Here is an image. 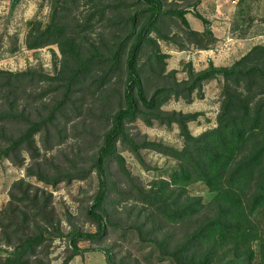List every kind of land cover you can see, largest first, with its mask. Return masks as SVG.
<instances>
[{
  "label": "trees",
  "instance_id": "obj_1",
  "mask_svg": "<svg viewBox=\"0 0 264 264\" xmlns=\"http://www.w3.org/2000/svg\"><path fill=\"white\" fill-rule=\"evenodd\" d=\"M18 1L13 0L12 5ZM80 1L50 0L46 22L36 17L27 21V49L57 45L61 57L55 63V75L37 70L0 69V158L10 159L18 167L24 166L22 151L35 160L39 151L36 136L50 137L58 115L65 111L73 92L92 72L97 69L103 86L115 75L121 78L122 85L114 94V106L101 112L107 126L93 164L99 188L87 210L96 230L71 229L67 234V254L61 264H68L74 256L86 251L80 248L79 242L100 243L112 230L106 203L115 190L107 181L108 167L112 162L117 163L131 180L123 157L117 152L119 144L126 146L141 163L144 161L140 148L177 161L160 181L156 195L143 194V199L153 206L161 221L188 225L173 248L154 238L153 235L158 234L152 228L148 231L139 228L140 239L150 240L161 259L169 260L170 264H211L220 252L230 249L244 255V261L256 258L257 264H264V45H253L228 66H217L208 59L205 68L195 70L188 61L187 76L179 80L175 70L165 74L167 54L160 52L158 40L171 39L161 32L160 26L166 16L175 15L186 26L190 44L199 49L211 48L216 38L210 20L196 9L197 4L170 10L164 7L163 0L104 3L103 0H86L92 4V9L82 20L72 21V10ZM188 12L202 22V31L190 27L185 17ZM106 21L115 29L109 32V39L100 37L97 46L89 42L87 32ZM213 79L221 83L216 125L194 135L188 122L195 120L198 112L164 110L162 106L171 97L191 102L194 92L202 98L203 83ZM32 82H47L54 87L50 91L61 95L51 104L43 102L34 116L26 113L25 101L23 105L20 103L31 87L28 83ZM41 96L39 94L40 100ZM138 118L147 125L154 120L165 125L175 123L183 146L178 149L146 137L135 140L128 132V124ZM10 124L20 125L21 130L17 134L7 131ZM24 170L26 176L34 175L29 166ZM72 175L49 180L46 175L37 173V179L55 185L61 180L69 181ZM195 182L203 183L212 193L208 215L204 214L206 204L201 197L188 194L189 185ZM18 184L24 186L20 196L10 190L9 207L0 212L3 215L1 232L7 245L12 246L0 264H34L45 241L51 237L47 227L52 211L49 208L51 197L47 195L41 200L37 191L30 194L31 186L24 179L13 185ZM55 231L57 237L62 236L60 228L56 227ZM97 249L104 252L107 264H114L106 249ZM149 255L151 252L145 256ZM228 264L244 262L233 259Z\"/></svg>",
  "mask_w": 264,
  "mask_h": 264
},
{
  "label": "rangeland",
  "instance_id": "obj_2",
  "mask_svg": "<svg viewBox=\"0 0 264 264\" xmlns=\"http://www.w3.org/2000/svg\"><path fill=\"white\" fill-rule=\"evenodd\" d=\"M12 1L0 0V69L37 70L50 76L55 75V63L61 57L56 44L33 50L25 46L27 21L36 17L46 22L50 12V0H19L14 6ZM107 1L109 0H103V3ZM163 4L170 10L188 8L197 4L196 9L210 20V24L215 25V32L219 35L218 40L222 43L229 42L223 46L226 50L227 47L233 50L230 48L232 55H228V62L232 63L255 44L264 45V0H163ZM91 9L92 4L89 1L81 0L72 10V21L82 20ZM185 17L201 23L190 12L186 13ZM107 22L100 23L87 32L89 42L97 46L100 37L109 39V32L115 29ZM160 28L161 32L171 39L158 40L160 52L167 54L165 74L175 70L177 79L186 78L188 61L195 70H200V62H203V59L192 60L197 47L189 43L187 28L177 16H166ZM227 36L232 40L226 41ZM183 44L184 48L181 49ZM215 45L216 42L210 47L215 49ZM54 53L57 57H54ZM98 75L96 69L86 82L73 92L69 105L58 115L55 124L51 127L50 137L36 136L39 151L35 160H32L25 151H22L24 158L22 167L15 166L10 159L0 158V212L9 207L10 190L20 196L24 186L13 185L20 179L30 184V194L37 191L41 200L47 195L51 197L49 208L52 211L47 218V227L50 231L48 236L51 237L45 241V247L39 252L40 255L34 264H61L67 254V234L71 229L79 228L89 232L96 230L87 210L99 188L98 176L93 164L102 140V133L107 126L101 112L114 106L115 91L122 85L120 76L115 75L103 86ZM28 84H31V87L20 103L23 105L22 102L25 101V111L32 116L38 113V108L42 107L43 102L51 104L61 96L54 90L50 91L54 87L47 82ZM202 93L203 97L198 98L194 92L191 102L171 97L162 106L164 110L198 112L197 118L188 122L189 129L194 135L216 125L221 83L215 79L204 82ZM39 94L42 95V100ZM6 129L16 134L21 130L20 125L17 124H10ZM128 132L137 141L146 137L148 140L162 142L178 149L183 146L182 137L175 123L165 125L154 120L151 125H147L138 118L128 124ZM117 152L123 157L124 168L131 180L126 177L117 163L112 162L108 167L107 181L115 190L109 195L106 203L112 230L100 243L79 242L80 248L86 251L74 256L68 264H107L104 252L97 248L106 249L112 256L114 264H170L169 260L161 259L150 240H141L138 233L139 228L143 231L152 228V231L158 234L153 235L154 238L173 248L178 245L182 234L186 231L187 224L171 225L161 221L153 206L143 199V194L156 195L160 190V181L167 177L169 171L177 165V161L154 150L140 148L139 152L144 161L141 163L126 146L121 144L118 145ZM27 166L34 175H25L24 168ZM37 173L46 175L49 180L71 173L73 177L69 181L61 180L54 185L37 179ZM188 194L194 198L201 197L202 202L206 204L204 214L211 213L212 193L203 183L195 182L189 185ZM14 203L10 207H13ZM2 216L0 213V221ZM199 219L204 217L199 216ZM56 227L60 228L62 236L55 235ZM5 238L0 228V263L4 260L6 252L12 250V246L7 245ZM150 252L151 255L146 257L145 255ZM243 257L244 255H238L235 251L227 249L220 252L211 264H228L233 259L243 260L244 264H257L256 258L244 261Z\"/></svg>",
  "mask_w": 264,
  "mask_h": 264
},
{
  "label": "crops",
  "instance_id": "obj_3",
  "mask_svg": "<svg viewBox=\"0 0 264 264\" xmlns=\"http://www.w3.org/2000/svg\"><path fill=\"white\" fill-rule=\"evenodd\" d=\"M186 19H187L190 27L193 30H196V31H202L203 30L204 26H203V24H201L202 22L199 23L197 20H191L187 17H186ZM210 28H211V31L213 32V34L216 38V44L217 45H215V49H213V48H209V49L197 48L194 51V55L192 57V60L195 61V59H197V58L203 59V62H200V65H201L200 69H203L207 66V60L208 59H211L213 61V63L217 66H228L231 64V62H228V59H229L228 57L230 55H232L233 50L231 47H227V50L223 47L226 44H229V42L222 43L221 40H218L219 35L215 32L216 27L214 24L213 25L210 24ZM228 40H232V38L230 36H227L226 41H228ZM230 48L232 51L230 50Z\"/></svg>",
  "mask_w": 264,
  "mask_h": 264
}]
</instances>
